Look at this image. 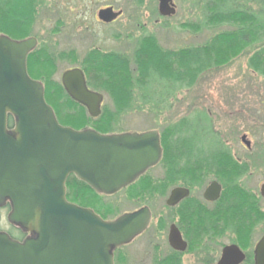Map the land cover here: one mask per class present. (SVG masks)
Wrapping results in <instances>:
<instances>
[{"label":"water","instance_id":"1","mask_svg":"<svg viewBox=\"0 0 264 264\" xmlns=\"http://www.w3.org/2000/svg\"><path fill=\"white\" fill-rule=\"evenodd\" d=\"M158 12L173 15V0H159ZM120 14L108 6L97 17L110 23ZM36 44L33 37L0 34V208L8 204V222L28 233L17 240L0 231V264H114L113 250L146 229L148 208L105 220L66 198V179L74 174L95 192L114 194L158 162V133H101L60 124L42 83L27 71V56ZM60 81L90 116L100 114L103 95L87 87L80 68L63 71ZM177 192L172 191L168 204L177 202ZM175 231L170 232V244L183 249ZM235 253L236 247H225L218 264H237L242 257ZM255 260L264 264V236Z\"/></svg>","mask_w":264,"mask_h":264},{"label":"rangeland","instance_id":"2","mask_svg":"<svg viewBox=\"0 0 264 264\" xmlns=\"http://www.w3.org/2000/svg\"><path fill=\"white\" fill-rule=\"evenodd\" d=\"M28 1L34 7L28 37L37 39V47L46 44L57 54L65 52L69 55L68 59L57 61L53 74L57 81H60L63 71L73 67L81 68L77 62L93 49L131 55L138 40L152 35L162 48L175 50L200 44L218 30L193 29L201 15V0H173L175 13L163 17L158 12L159 0ZM108 6L121 10L122 15L115 22L104 24L97 19L96 14L99 9ZM251 6L256 10L253 3ZM263 43V39L251 43L225 65L200 73L189 87L172 89L168 91L169 94L165 92L163 101L158 104L154 102L157 100L155 97L153 102L147 104L144 100H134L126 112L121 113L118 132L160 129L181 118L190 117L193 112L206 113L209 110L212 127L231 142L236 140L241 131L252 132L256 136L252 151L257 154L264 131V75L249 68L247 61L254 49ZM161 85L162 83L156 82L153 89L159 91ZM99 92L104 97L103 105L113 108L108 95L104 91ZM260 169L264 167L254 172L252 183H255L257 175L262 172ZM101 200L116 206L118 214H121L144 205L146 196L139 200L138 197H128L125 190H122ZM161 210L162 201L158 199L154 208L156 216ZM8 211V208L0 210V230L17 234L15 226L7 220ZM151 231L154 230H148ZM218 241L226 242L227 239ZM146 251V233H143L121 249L119 258L122 264H148L150 257L146 255ZM181 259L182 264H198L196 257L189 253Z\"/></svg>","mask_w":264,"mask_h":264},{"label":"trees","instance_id":"3","mask_svg":"<svg viewBox=\"0 0 264 264\" xmlns=\"http://www.w3.org/2000/svg\"><path fill=\"white\" fill-rule=\"evenodd\" d=\"M199 9L201 15L193 29H218L200 44L168 50L159 46L154 36L147 35L137 41L131 55L93 49L77 62L88 87L104 91L113 103V108L103 105L97 117L90 116L84 106L69 97L61 82L53 78L57 61L69 58L65 52L57 54L41 44L27 56L28 73L42 82L45 100L60 124L74 129L89 127L101 133L118 132L120 115L134 100H144L147 104L155 97L154 102L158 104L163 101L165 92L169 94L172 89L189 87L200 73L225 65L251 43L264 40V0H201ZM33 11L28 0H0V33L13 39L28 37ZM247 63L254 72L264 75V43L248 56ZM156 82L162 83L159 91L153 89ZM184 120L183 127L180 124L167 126V136L190 135L196 123L189 118ZM13 121L9 116L10 127ZM165 141L175 146L176 140ZM141 184H144V176L124 189L127 196L144 199L146 190ZM65 186L69 201L92 208L105 218L118 215L116 206L102 202L105 195L97 194L74 174L68 176ZM15 228L17 234L9 232V235L21 240L25 232ZM119 260L117 264H122Z\"/></svg>","mask_w":264,"mask_h":264},{"label":"flooded vegetation","instance_id":"4","mask_svg":"<svg viewBox=\"0 0 264 264\" xmlns=\"http://www.w3.org/2000/svg\"><path fill=\"white\" fill-rule=\"evenodd\" d=\"M209 117V110L193 112L187 117L196 123L194 132L188 136L177 133L171 138L167 136V126L153 129L159 136L161 156L155 165L124 188L144 176L146 200L142 206L148 208L149 218L142 234L146 233L148 264H182L181 258L187 253L196 257L198 264H218L224 248L230 246L237 248L234 256L242 257L237 264H256L255 248L264 236V169H260L262 172L255 183L252 180L254 172L264 167V131L260 151L254 154L256 136L252 132L241 131L231 142L216 132ZM184 119L174 124L183 127ZM167 139L176 140L175 146L167 143ZM174 189L178 190L177 202L168 204ZM158 199L163 210L156 216L154 208ZM96 213L105 220L116 217L105 218ZM151 228L154 231L148 232ZM172 228L182 241L177 245L183 244V249L170 244ZM219 239L227 241L219 242ZM126 245L113 250L114 264Z\"/></svg>","mask_w":264,"mask_h":264}]
</instances>
